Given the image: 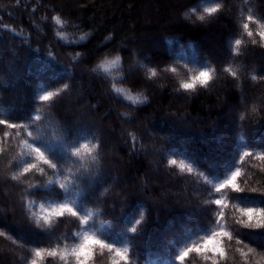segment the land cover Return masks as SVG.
<instances>
[{"label":"trees","instance_id":"16d2710c","mask_svg":"<svg viewBox=\"0 0 264 264\" xmlns=\"http://www.w3.org/2000/svg\"><path fill=\"white\" fill-rule=\"evenodd\" d=\"M197 2L0 0V108L5 115L10 110L21 117L39 108L41 127L62 129L70 141L77 134L97 138L92 143H100V180L89 190L86 207L102 213L98 221H104L110 233H125L131 239L129 264H179L175 251L185 240L191 242L211 228L213 216L203 203L207 198L203 180L195 172L181 173L169 166V153H177L171 157L176 159L190 157L187 162H193L197 171L211 174L215 169L222 176L225 165L234 159L240 133L251 145L249 150L264 143V82H254L249 75L264 76V47L253 45L244 36L242 55L229 51V42L240 36L242 0H223V9L203 22L195 16L185 17L188 7ZM248 7L254 15L264 17V0H249ZM173 11L175 16L170 14ZM57 13L69 21V40L84 33H90L88 38L79 45L59 41L51 20ZM77 52L83 54L82 62L69 59ZM117 54L124 73H130L123 86L147 96L144 104L130 109L127 102L113 99L109 83L90 71L104 56ZM194 55L214 67L216 75L207 88L177 91L179 81L187 78L183 65ZM229 63L238 69L239 79L223 71ZM139 64L158 69L171 65L179 74L161 72L157 78L147 79ZM64 83L69 89L53 101L38 99L43 90H56ZM254 103L260 114L241 126L240 114ZM125 112L128 119L121 117ZM128 132H134L140 141L135 152ZM10 173L0 172V228L14 238L19 234L24 238L17 247L0 237V264H25L21 258H30L31 249L37 246H71L73 241L65 237L76 231L77 221L65 216L50 230L29 225L20 203L23 185L12 181ZM249 185L264 189V176H252ZM141 213L137 232H127ZM231 227L248 231L239 225ZM241 238L256 249L250 255L253 264L255 260L264 264V235L255 240ZM235 247L233 242L227 264H243ZM93 259L94 264H111L107 250ZM47 264L62 262L49 258ZM186 264L211 262L191 254Z\"/></svg>","mask_w":264,"mask_h":264},{"label":"snow or ice","instance_id":"6c2138e0","mask_svg":"<svg viewBox=\"0 0 264 264\" xmlns=\"http://www.w3.org/2000/svg\"><path fill=\"white\" fill-rule=\"evenodd\" d=\"M17 2L19 3V0ZM248 5L249 0H242L240 36L229 42V51L234 56L242 55L244 36H247L253 45L264 47V17L254 15ZM223 7V0H198L197 4L188 7L185 17L195 16L196 20L203 22L206 18L215 16ZM51 20L57 26L56 37L65 44L79 45L90 35L84 33L77 39L69 40V33L66 31L69 21L62 19L58 13L53 15ZM49 55L52 53L49 52ZM82 55L79 52L70 54L69 59L79 63L82 62ZM189 65H198V68ZM138 66L144 70L147 79L157 78L161 72L179 74L177 67L171 65L160 69L144 64ZM183 69L187 78L179 81L177 91L195 92L198 88H207L216 75L214 67L207 62H201L195 55L183 65ZM90 71L107 81L113 99L121 103L127 102L128 108L147 101V96L143 93H133L123 86L130 73H124L120 55L117 54L113 58L104 56ZM223 71L239 79L238 69L233 68L231 63ZM249 75L254 82H264V76H258L255 72ZM69 87L68 83H64L56 90H43L38 99L46 103L51 102ZM260 111L255 103L250 110L245 109L239 116L241 126L249 117L259 115ZM121 117L128 119L129 114L122 113ZM20 120L23 122H17ZM41 120L39 108L23 117L13 116L10 110L5 115V110L0 108V165L3 166L0 172L11 170L10 179L23 185L19 189L20 203L29 225L50 230L59 218L67 216L77 221V229L65 237L71 238V246H37L31 249L30 258L21 259L25 260V264H47L49 258L59 259L62 264H94V256H103L107 250L111 256V264H129L128 244L131 239L125 233H110L104 221H98L102 213L86 207L89 190L100 180V143H92V139L97 138L93 136L88 139L82 134H77L76 138L70 141L69 134L62 129L41 127ZM127 135L135 152L140 141L134 132H128ZM81 140L85 142L81 143ZM238 140L240 142L237 144L234 159L225 165L222 176L215 169L211 170V174L197 171L193 162H187L190 157L176 159L171 157L177 153H169V166H175L181 173L195 172L197 177L203 180L207 191V198L203 203L208 206L213 216L210 230H205L204 235L191 242L185 240L184 246L175 251L174 259L179 264H186L191 254L199 256L205 262L210 261L211 264H227L233 242L236 245L234 250L239 253L243 264H253L250 255L254 254L256 249L248 247L241 237H251L255 240L264 235V189L249 185L252 176H264V143L249 150L251 145L244 142L243 133L238 135ZM9 152L14 155L9 156ZM90 179L92 184L88 183ZM40 193L44 194L43 197H39ZM41 199L44 202H40ZM211 205L216 207L211 208ZM142 220L141 213L140 219L135 220L127 232L136 233V225H140ZM231 225H239L248 231L234 230ZM0 237L10 240L17 247L21 246L18 240L24 238L23 234L14 238L4 228H0ZM118 244L123 246L117 247ZM261 259H264V256H261ZM254 264H260V260H255Z\"/></svg>","mask_w":264,"mask_h":264},{"label":"rangeland","instance_id":"374dc122","mask_svg":"<svg viewBox=\"0 0 264 264\" xmlns=\"http://www.w3.org/2000/svg\"><path fill=\"white\" fill-rule=\"evenodd\" d=\"M146 11L149 13V7H146ZM171 15H173V16H175L176 15V12L175 11H173L172 13H170ZM137 43V42H136ZM136 63V62H135ZM78 84H80V83H78ZM74 104V103H73ZM72 106H74V105H72V102L70 103L69 102V107H71L72 108ZM71 108H69V109H71ZM117 180V178L116 177H114L113 178V181H115V182H117L116 181Z\"/></svg>","mask_w":264,"mask_h":264}]
</instances>
